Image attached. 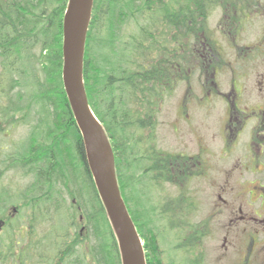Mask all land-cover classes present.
<instances>
[{"label":"trees","instance_id":"1","mask_svg":"<svg viewBox=\"0 0 264 264\" xmlns=\"http://www.w3.org/2000/svg\"><path fill=\"white\" fill-rule=\"evenodd\" d=\"M226 1L93 2L83 60L84 87L91 109L109 137L119 189L143 240L146 264H161V234L173 228L160 218H166L165 214L178 208L181 201L184 207L190 204L184 192L191 175L188 158L161 152L154 129V105L174 87L175 66L179 63L173 48L175 34L182 31L188 37L185 48L193 57L196 54L199 60H205L198 50L200 46L205 48L209 28L205 21L197 26L194 19H208L216 9L226 13ZM66 4L67 0H0V98L9 100L7 107L25 110L20 121L29 123L35 118L28 144L34 139L42 141L37 147L31 144L28 148L26 144L19 154L23 171L33 176L27 188L36 195L31 200L35 204L33 213L39 209L35 207L38 202H49L52 194H58L56 185H62L82 209L87 231L94 238L89 246L92 262L121 264L117 240L95 188L82 136L63 87L62 19ZM229 16L235 20L232 13ZM131 25L136 28L133 32ZM13 78L20 87L13 94L14 103L10 101L12 90L5 86ZM33 102L38 110L32 113ZM147 127V136L134 133ZM182 164L186 167L180 173ZM165 182H173L178 192L160 200L156 193ZM85 191L91 196L88 202L98 204L97 211L93 205L88 211ZM149 192L156 199L151 201Z\"/></svg>","mask_w":264,"mask_h":264},{"label":"rangeland","instance_id":"2","mask_svg":"<svg viewBox=\"0 0 264 264\" xmlns=\"http://www.w3.org/2000/svg\"><path fill=\"white\" fill-rule=\"evenodd\" d=\"M235 1L237 2H229V14L232 13L234 19L245 17L251 12L250 16H255L250 20L240 19L244 21L242 25L247 28L239 35L238 41H251L262 31L264 0ZM240 7H246L245 12L240 13ZM222 17L223 9H216L208 19H201L198 16L194 19L197 26L200 21H205L209 28L210 34L205 36L207 40L205 48L200 46L198 50L205 60H199L196 54L193 57V53L185 48L188 37L182 31L175 34L173 48L179 63L175 66L174 87L170 95L165 94L162 100H158L154 105L155 139L159 149L168 153L184 152L185 155H191L196 152L200 142L211 149L209 154L201 157V160H204V166L210 168L216 178H197L196 175H189L188 188L184 189V192L190 204L184 207L181 201L178 208H174L170 213L173 219H178L183 224V231H179L183 240L187 234L200 239L202 252L200 251L199 257L203 264H237L244 255L242 248L233 243L239 234L235 233V228L232 231L229 229L231 210L225 212L217 209L218 201L212 184V181L219 183L225 180L223 177L229 167L228 160L226 161L220 153L226 106L223 93L229 87L228 61L238 60L242 54V50L234 48L231 43L232 36L228 27L232 17H228V13H225L223 21ZM131 26V32L135 31V26ZM214 43L217 46H214ZM206 48L209 49V54ZM251 59H254L253 63L256 64L252 69L246 70L244 88L247 91L246 96L252 98L255 96V88L253 89L255 80L264 77V51H260L259 55L256 52ZM5 86L7 90H12L10 101L14 103L13 94L20 91L19 84L13 78L9 85L7 83ZM8 104L7 98H0V112L7 111L3 116L0 114V147L7 146V149L0 150V217L14 210V212L17 210V214L14 216L15 221L9 226V231L4 229L0 232V240L4 241L5 245L4 247L0 245V264H72L73 259L77 264H94L89 256V246L94 238L90 231H87L88 226L82 209L67 194V189L62 185H56L58 194H52L49 202H38L40 209L33 213L31 207L34 205L31 200L36 195L27 189L33 181L32 174L24 171L16 173L1 163L2 151L9 154L17 142L23 147L27 144L28 148L31 144L38 146L42 142L34 139L28 144L31 125L35 118H31L29 123L20 121L25 110L17 111L13 106L7 107ZM30 106L33 108L32 113L38 110L37 103L33 102ZM149 129L143 128L142 132L134 133L144 137L148 135ZM128 132L131 133L132 128ZM161 187L163 188L155 192L160 200L173 197L178 192V186L173 182H165ZM194 191L197 195L195 201L191 197L195 194ZM149 195L151 201L153 198L156 199L151 192ZM227 196L234 204L239 202L235 193L231 195L227 193ZM4 197L6 200L2 199ZM83 197L88 211L92 209V205L94 208L97 207L96 211L98 210V204L88 202L91 196H88L86 191ZM154 218L158 219L156 214ZM170 235L168 231L161 234L165 242H168ZM181 242L179 240V244ZM66 250L74 251L68 255L65 253ZM188 258L192 259L191 255Z\"/></svg>","mask_w":264,"mask_h":264},{"label":"flooded vegetation","instance_id":"3","mask_svg":"<svg viewBox=\"0 0 264 264\" xmlns=\"http://www.w3.org/2000/svg\"><path fill=\"white\" fill-rule=\"evenodd\" d=\"M229 2L236 3L237 1H226L227 8L225 12L228 13V17ZM239 9L240 13H243L246 7H240ZM250 14L245 17L242 16L240 19L250 20L255 17H251ZM240 19L229 21L228 29L229 34L232 36L231 43L234 48L241 49L242 54L238 60L228 61L229 87L223 93L226 106L223 131L221 132L223 145L220 153L223 154L225 160H228L226 161L229 162V167L223 177L225 180L219 183L212 181V184H214L216 200L218 201L217 209L225 212L231 210L229 213V229L232 231L235 228V233L239 234V237H236L233 243L242 248L244 255L240 257L237 264H264V77L255 80L253 84L255 96L252 98L246 96L247 91L244 88L245 77H247L246 70L248 68L252 69L256 64L253 63L254 59L251 58L254 57L256 52L259 55L260 51H264V14L261 17L263 20L262 31L259 36L251 41H238L239 35L247 28V26L242 25L244 21ZM22 147L23 145L17 142L12 146L13 150L9 154L2 151L1 163L5 165V168L16 173L23 172L19 160ZM5 149H7V146L0 147V150ZM159 150L163 152L161 149ZM210 151L209 146L200 142L193 154L185 155L182 152L179 155L188 158L187 167L189 166L188 172L191 175H196L197 178L213 179L216 177L212 174L210 168L207 169L204 166V160H201V157L206 156ZM185 167L186 164L184 166L182 164L180 173L183 172ZM227 193L238 195L237 201L239 202L234 204L229 196L226 197ZM196 196V192L191 195L194 201ZM37 205L35 207L39 208L40 203ZM14 211L0 217V232L4 229V231H9V226L13 224L15 221L14 216L17 214V210ZM165 217L164 219L160 218V220L169 221L173 228L167 229L171 235L168 242H165V240L163 242L161 264H203L201 263V257H199L200 251L202 252L200 239L195 235L187 234L183 240L180 234L183 231V224L178 219H173L170 214H165ZM179 240L182 241L180 244ZM237 240L239 241L237 242ZM0 243L2 247L5 246L3 245L4 241L0 240ZM189 255L192 259L188 258Z\"/></svg>","mask_w":264,"mask_h":264},{"label":"water","instance_id":"4","mask_svg":"<svg viewBox=\"0 0 264 264\" xmlns=\"http://www.w3.org/2000/svg\"><path fill=\"white\" fill-rule=\"evenodd\" d=\"M93 0H68L62 19L64 90L82 136L94 185L114 231L121 264H146L143 242L121 195L114 154L106 131L92 111L83 81L86 34Z\"/></svg>","mask_w":264,"mask_h":264}]
</instances>
